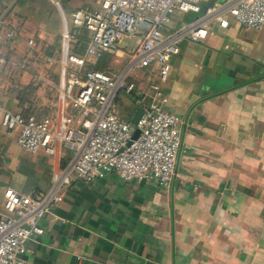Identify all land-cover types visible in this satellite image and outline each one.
<instances>
[{
    "label": "crops",
    "instance_id": "0c3cea01",
    "mask_svg": "<svg viewBox=\"0 0 264 264\" xmlns=\"http://www.w3.org/2000/svg\"><path fill=\"white\" fill-rule=\"evenodd\" d=\"M216 1L199 0L198 11L175 8L165 27ZM96 6L95 0H0V28L13 33L0 40V117L4 109L68 115L69 125L79 126L60 87L71 65L59 60L62 17L70 50L82 52L89 32L69 15ZM106 53L88 57L83 67L115 72L110 66L120 69L121 57H128L121 47L107 60ZM263 60L264 26L211 21L203 38L181 39L162 83L165 109L181 118L170 186L122 179L113 170L89 181L70 172L56 186L59 199L38 219L42 232L26 238L22 258L31 264H264ZM150 75L137 68L131 77L143 85ZM131 97L122 100L121 114L134 106ZM16 133L0 122V212L5 187L42 193L73 155L59 140L51 153L25 150Z\"/></svg>",
    "mask_w": 264,
    "mask_h": 264
},
{
    "label": "built area",
    "instance_id": "2783aa9c",
    "mask_svg": "<svg viewBox=\"0 0 264 264\" xmlns=\"http://www.w3.org/2000/svg\"><path fill=\"white\" fill-rule=\"evenodd\" d=\"M198 1L95 0L97 6L93 9H74L70 21L89 32L82 52L70 50L62 17L59 60L71 65L69 76L60 82V87L75 108L79 126H70L68 115L55 119L51 115H22L7 109L2 111L0 122L7 132L17 130L16 143L25 150L42 148L51 153L54 142L59 140L73 149V155L55 184L42 193H22L9 186L3 189L0 264H31L21 256L24 242L42 232L38 219L51 202L59 199L56 186L67 183L70 172L89 181L113 170L122 179H151L162 188L170 186L181 118L165 109L167 96L162 83L171 66L170 56L178 51V42L183 38H203L211 21L221 27L229 19L247 28L264 26V0H223L205 5L199 14L172 29L165 27L175 8L198 11ZM12 35L10 30L0 28V40ZM123 36L135 38L123 67L115 72L83 67L88 57L98 58L105 52L119 50ZM137 68H147L151 74L143 85L131 77ZM131 94L134 106L123 115L119 112L122 96ZM138 105L141 112L132 123L129 118ZM134 127L138 132L131 138Z\"/></svg>",
    "mask_w": 264,
    "mask_h": 264
},
{
    "label": "rangeland",
    "instance_id": "374dc122",
    "mask_svg": "<svg viewBox=\"0 0 264 264\" xmlns=\"http://www.w3.org/2000/svg\"><path fill=\"white\" fill-rule=\"evenodd\" d=\"M221 0H217L216 2H220ZM133 42H134V39L132 38V37H128V36H124L122 39H121V41L119 42V47H121L124 51H128L129 50V46H131V45H129V44H133ZM110 54L111 53H106V55L103 57L105 60H107V59H109L110 58ZM125 58H126V56H124V57H121V59H120V62H119V65H120V67H122L123 66V64H124V62H125ZM69 64V63H68ZM70 66V65H69ZM110 69L111 70H118L119 69V66H115V65H111L110 66ZM122 100L124 101V102H126L127 100H125V96H122Z\"/></svg>",
    "mask_w": 264,
    "mask_h": 264
},
{
    "label": "water",
    "instance_id": "95a60500",
    "mask_svg": "<svg viewBox=\"0 0 264 264\" xmlns=\"http://www.w3.org/2000/svg\"><path fill=\"white\" fill-rule=\"evenodd\" d=\"M140 112H141V106L138 105V106H136L134 112L131 114V116L129 118L132 123L136 122V119H137L138 115L140 114ZM137 132H138V128L134 127L132 134H131V138H134L137 135Z\"/></svg>",
    "mask_w": 264,
    "mask_h": 264
}]
</instances>
